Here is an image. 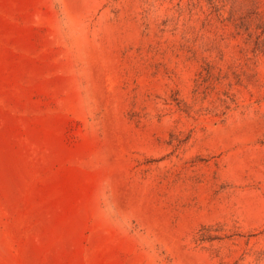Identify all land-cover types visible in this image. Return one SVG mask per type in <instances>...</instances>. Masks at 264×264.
<instances>
[{
    "label": "rangeland",
    "instance_id": "374dc122",
    "mask_svg": "<svg viewBox=\"0 0 264 264\" xmlns=\"http://www.w3.org/2000/svg\"><path fill=\"white\" fill-rule=\"evenodd\" d=\"M0 264H264V0H0Z\"/></svg>",
    "mask_w": 264,
    "mask_h": 264
}]
</instances>
